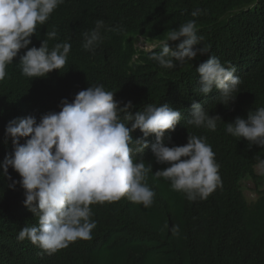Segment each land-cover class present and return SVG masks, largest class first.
Instances as JSON below:
<instances>
[{
  "label": "clouds",
  "instance_id": "9594fccd",
  "mask_svg": "<svg viewBox=\"0 0 264 264\" xmlns=\"http://www.w3.org/2000/svg\"><path fill=\"white\" fill-rule=\"evenodd\" d=\"M63 3L0 0V81L18 55L28 78L65 66L71 44L50 49L57 31L38 35ZM259 8L264 13V3L252 0L203 21L197 9L153 40L147 19L120 3L109 23L97 20L82 30L81 47L99 56L91 70L72 78L68 99L39 120L29 114L5 125L0 178L11 181L13 198L0 211V231L8 234L0 241L2 253L15 257L21 245V264H41L65 248L86 246L82 242L93 240L103 223L138 232L155 208L161 179L190 203L207 199L221 183L215 156L224 148L204 137L222 120L221 110L210 115L207 109L229 105L245 81L264 77V28L256 25L264 15L251 13ZM213 23L225 27L215 30ZM245 30L256 36L238 52L229 36ZM195 127L202 136L191 132ZM226 132L255 145L262 158L264 107L237 116ZM251 180L256 184L249 172L243 181ZM241 188L248 201L255 198L243 182ZM172 231L177 235L179 227Z\"/></svg>",
  "mask_w": 264,
  "mask_h": 264
},
{
  "label": "trees",
  "instance_id": "16d2710c",
  "mask_svg": "<svg viewBox=\"0 0 264 264\" xmlns=\"http://www.w3.org/2000/svg\"><path fill=\"white\" fill-rule=\"evenodd\" d=\"M250 1L64 0L45 25L39 27L38 35L46 37L47 31H57V37L49 40L50 49L56 43L71 44L65 66L45 77L28 78L21 74L18 55L7 65V75L0 81V152L5 146V125L9 120L29 114L39 120L55 103H61L62 98L68 99L66 88L81 69L89 71L93 68L99 55L81 47V31L94 26L97 20L109 23L117 4L122 3L134 14L145 17L149 36L153 33L151 39L154 40L162 38L171 26L197 9L202 10L197 20L203 21L222 17L228 8ZM260 2L264 3V0ZM262 9L251 13L263 16ZM213 25L215 30L225 27L222 23ZM256 25L262 31L264 20ZM255 36L254 32L245 30L229 37L239 52L246 50ZM259 107H264L262 76L245 81L229 105L219 102L208 107L210 115L221 110L222 120L217 121L216 131H207L206 136L203 135L214 146L223 144L224 148L215 156L222 168L221 183L207 199L197 198L190 203L181 193L173 191L169 180L161 179L156 186L155 208L150 209L149 218L139 226L138 232L137 228L131 232L130 226L124 223H103L93 240L82 242L89 251L78 243L41 264H264V156L258 157L253 148L226 132L228 122H233L237 116L246 118L249 110ZM191 132L202 136L197 127ZM20 142L24 143V139ZM249 172L256 182L253 188L256 196L251 201L241 188ZM10 182L0 178V211L12 201ZM174 226L179 227L177 235L173 234ZM7 238L8 234L0 231V241ZM1 249L0 244L1 264V260L5 264H21L20 257L24 252L21 245L16 246L15 257L3 254Z\"/></svg>",
  "mask_w": 264,
  "mask_h": 264
},
{
  "label": "rangeland",
  "instance_id": "374dc122",
  "mask_svg": "<svg viewBox=\"0 0 264 264\" xmlns=\"http://www.w3.org/2000/svg\"><path fill=\"white\" fill-rule=\"evenodd\" d=\"M243 188L246 189V190L253 189L254 188V184H253L252 180H251V182H249V184L247 182L243 181Z\"/></svg>",
  "mask_w": 264,
  "mask_h": 264
},
{
  "label": "bare ground",
  "instance_id": "6f19581e",
  "mask_svg": "<svg viewBox=\"0 0 264 264\" xmlns=\"http://www.w3.org/2000/svg\"><path fill=\"white\" fill-rule=\"evenodd\" d=\"M250 147L254 149V148H255V145H251ZM12 170H13V169H11V171H12Z\"/></svg>",
  "mask_w": 264,
  "mask_h": 264
}]
</instances>
